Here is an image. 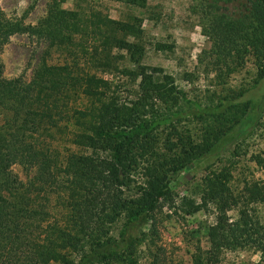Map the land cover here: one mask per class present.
Wrapping results in <instances>:
<instances>
[{
	"label": "trees",
	"instance_id": "trees-1",
	"mask_svg": "<svg viewBox=\"0 0 264 264\" xmlns=\"http://www.w3.org/2000/svg\"><path fill=\"white\" fill-rule=\"evenodd\" d=\"M50 1L46 16L33 26L5 18L0 9V52L11 35L26 32L64 56L56 64L43 61L28 81L5 78L0 64V264H138V234L169 195L170 176L199 156L208 160L204 169H209L259 119L264 0H249L248 11L237 17L207 2L212 9L207 33L219 56L216 64L236 66L250 55L257 76L249 87L204 106L188 99L168 75L159 80L155 69L140 64L138 17L112 18L89 0H74L70 9L63 7L66 0ZM119 1L136 5L145 0ZM126 57L135 67L122 63ZM119 74L138 79V96L129 102L116 95ZM179 99L193 108L176 110L173 118L219 115L240 103L249 107L219 141L220 151L211 145L173 165L154 158L144 179L135 181L140 160L157 155L155 130L170 121L155 106ZM252 160L264 168V157ZM15 163L34 169L28 180L13 171ZM230 177L228 168L209 170L200 182V204H188L189 213L209 204L216 210L207 232L209 249L195 258L200 264H218L227 250L264 251V226L255 214L256 204L264 201V181L245 180L235 190ZM132 184L135 189L128 194ZM51 197L58 202L55 213ZM230 209L237 211L236 219L228 216ZM121 215L124 222L113 238L110 226Z\"/></svg>",
	"mask_w": 264,
	"mask_h": 264
},
{
	"label": "rangeland",
	"instance_id": "rangeland-1",
	"mask_svg": "<svg viewBox=\"0 0 264 264\" xmlns=\"http://www.w3.org/2000/svg\"><path fill=\"white\" fill-rule=\"evenodd\" d=\"M208 1L216 2L219 7L217 11L231 17L246 13L250 7L249 0H145L136 5H127L119 0H89L91 5L101 8L112 18L138 17L142 33L136 40L143 47L140 64L148 71L155 69V77H159V80L162 75H168L177 89L201 106L214 104L219 96L228 97L249 87L257 76L250 55L244 61L238 60L242 62L236 66L216 64L219 56L212 44L213 36L207 33L212 15V9L206 6ZM73 2L66 0L63 7L70 9ZM50 4V0H0V9L5 18L33 26L46 16ZM63 57V54L50 49L41 38L24 32L11 35L3 45L0 64L5 78L21 77L28 81L43 61L56 64ZM122 63L129 68L135 67L127 57ZM116 83V95L121 101L129 102L138 96V79L119 74ZM155 107L159 108L160 113L168 115L170 121L155 130L157 155L144 156L140 160L135 170V181L144 179L145 168L156 162L154 158H164L169 165H173L191 157L197 150L201 154L211 145L220 151L222 146L219 141H224L233 121L247 111L249 104H237L223 114L214 116L189 115L178 118H173L172 113L191 109L193 103L179 99L173 104L169 100ZM222 151L209 169H204L208 160L199 156L170 176L169 195L159 202L151 224L144 226L138 234L142 239L136 248L138 264H200L195 258L199 256L200 259V252L205 254L209 249L207 232L215 220L216 210L209 204L189 213L188 204H200V182L209 170L228 168L231 172L229 182L235 190L245 180L264 181V168L252 160L254 155L264 157V103L250 133L234 141L230 150ZM12 169L23 181L28 180L34 171L19 163L13 164ZM133 185L126 190L128 194L134 191ZM49 205L55 213L57 199L51 197ZM227 214L232 219L238 216L235 209L228 210ZM255 214L264 226V201L256 204ZM123 222L121 215L111 224L109 236L117 238ZM90 264L120 263L109 260ZM218 264H264V251L249 247L227 250Z\"/></svg>",
	"mask_w": 264,
	"mask_h": 264
}]
</instances>
